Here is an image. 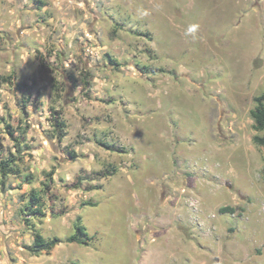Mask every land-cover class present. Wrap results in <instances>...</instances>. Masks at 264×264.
I'll list each match as a JSON object with an SVG mask.
<instances>
[{"label":"rangeland","instance_id":"1","mask_svg":"<svg viewBox=\"0 0 264 264\" xmlns=\"http://www.w3.org/2000/svg\"><path fill=\"white\" fill-rule=\"evenodd\" d=\"M263 92L264 0H0V264H264Z\"/></svg>","mask_w":264,"mask_h":264},{"label":"trees","instance_id":"2","mask_svg":"<svg viewBox=\"0 0 264 264\" xmlns=\"http://www.w3.org/2000/svg\"><path fill=\"white\" fill-rule=\"evenodd\" d=\"M257 101V107L256 109L252 110V115L255 119V124L254 128L258 131L264 130V92L257 96L255 98ZM62 130L64 129L65 122H61ZM62 136V135H60ZM253 141L260 146H264V135H254ZM71 156L74 158L76 155L74 152H70ZM32 206L29 207L27 213V217H34V216H40L42 213V208L39 205L40 204V198L35 194V191L32 195ZM85 204H90V205H96L93 202H87ZM235 208L232 206H224L220 208L221 212H231L235 213ZM30 221L29 219H27ZM77 231L75 235H72L68 238V241L70 242H78L81 244H89V239H83L80 237L79 233L87 234L85 227H82L79 225L77 226ZM78 233V234H77ZM62 240L59 237H53L52 239H47L43 236V234L40 231H35L34 234V242L33 245L31 246V251L35 254L38 255L41 253V251H51L56 245H58Z\"/></svg>","mask_w":264,"mask_h":264},{"label":"clouds","instance_id":"3","mask_svg":"<svg viewBox=\"0 0 264 264\" xmlns=\"http://www.w3.org/2000/svg\"><path fill=\"white\" fill-rule=\"evenodd\" d=\"M197 28H198V25L196 24L189 25L185 32V35L192 36L193 38H195V33L197 31Z\"/></svg>","mask_w":264,"mask_h":264}]
</instances>
